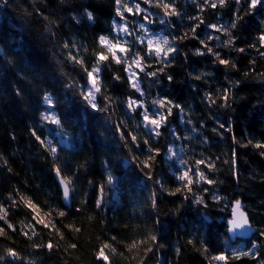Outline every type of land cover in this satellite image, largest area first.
<instances>
[{
    "label": "trees",
    "instance_id": "trees-1",
    "mask_svg": "<svg viewBox=\"0 0 264 264\" xmlns=\"http://www.w3.org/2000/svg\"><path fill=\"white\" fill-rule=\"evenodd\" d=\"M36 15L46 58L23 28ZM123 21L127 53L113 57L100 37ZM262 36L264 2L251 0H0V264H264ZM153 38L176 51L155 55ZM145 109L166 117L159 135ZM237 201L256 228L247 240L227 227Z\"/></svg>",
    "mask_w": 264,
    "mask_h": 264
},
{
    "label": "snow or ice",
    "instance_id": "snow-or-ice-1",
    "mask_svg": "<svg viewBox=\"0 0 264 264\" xmlns=\"http://www.w3.org/2000/svg\"><path fill=\"white\" fill-rule=\"evenodd\" d=\"M119 2H120V0H117V3H118V4H119ZM262 2H264V0H251V7L254 8V7H256L257 4L262 3ZM219 3L222 5V4L224 3V0H219ZM215 6H216L215 4H212V7H215ZM137 7H138V6H137ZM168 7H169V5H167V4L164 5V8H165L166 11H167ZM131 10H132L131 8L128 9V11H131ZM117 12L119 13V8L117 9ZM173 14H175L174 10H173ZM87 15H88V18H89V19H92V14H91V13H88ZM145 18H146V17H145ZM142 27H143V26H142ZM210 27H212V28H216L217 26H216V25H211ZM232 27H236L235 22H233ZM220 30L225 31V32L228 31V29H227L226 27H223V26L221 27ZM125 31H126V29H125ZM193 31H194V29H193ZM153 39H156L155 55L159 56L160 53L163 51V55L166 57V56H168L169 53H171V52H173V51H176V49L172 48L171 46H168V47H167V50L164 51L163 48L161 47V42H160V40H159L158 38H153ZM153 39H149V40L147 41V45H148V48H149V54H150V55L152 54ZM261 39H264V36H262ZM100 43H101V44H105V43H107L106 38L103 37V36H101V37H100ZM141 43H143V41H141ZM201 43H203V41H201ZM162 44H163V45H169V41H168V39H167V38H164L163 41H162ZM66 46H67V45H66ZM116 47H117V45H115V44H112V45L109 46V51L112 52L113 57H115V55H116V53H115V51H114V49H115ZM120 51H121V52H124V51H126V50H125L124 48H120ZM207 51H208V52H212V49H211V48H208ZM240 51H243V49H240ZM198 54H202V53H199V50H198ZM136 55L138 56L139 54L137 53ZM215 55H216L217 58L219 59V53H215ZM71 58H72L74 61L76 60L75 57H71ZM107 58H108V57L105 56V55H103V54H100V55H99V61L107 60ZM140 59H143V57H141ZM76 62H79V63H81V64L83 63L82 60H81V61H76ZM118 62H119V60H118ZM134 63L136 64L137 67H141V65H140V61H139V60H134ZM219 63H220V64H225V65H227V64L229 63V61L224 60V59H219ZM141 70H143V69H141ZM161 70H162V69H161ZM86 71H87V69H86ZM99 72H100V68H99V67H94L92 71H87V75H88V77H89V79H90V81H91L93 87L95 88V92H99V91H100L99 87L97 86V78H98L97 74H98ZM151 74H152V75H155V73H151ZM129 79H130V80L132 79V76H131V75L129 76ZM169 79H171V77H169ZM132 87H135V88H137V90H139V89H138V85L135 84V83L132 84ZM44 99H45V101H46L47 103L51 104L52 101H51V97H50V96L45 95V98H44ZM85 99L88 101V103L91 105V107H92L93 109L97 108V105H96V103L94 102V101H95V96H94V93H93L92 90H89V92L85 95ZM224 99H225V101H227V99H228V91H227V90H225ZM159 103H160L161 105H163V104H164V101H159ZM134 105H136V106H141V105L139 104V102L129 100V102H128V107H129L130 109H132ZM170 112H171V110L169 109V114H170ZM153 115H154V116H158L159 119H154V118H153V119H150V117H149V115H148V113H147V110L145 109L143 119H144V121H147V122H148L145 126L148 127L149 125H151V126H152L151 130H152L153 132H155L156 135H159V132L156 131V129H158V128L160 127L161 122H163V121L166 120V117H164V116H163L162 114H160L159 112H155V113H153ZM44 119H46V120H51L53 123H56V124H59V123H60V121H59L54 115H52V114L45 115V116H44ZM221 127H223V125H221ZM34 134H35V133H34ZM36 138H37L38 140L40 139L39 136H37ZM132 139L135 140L136 137L133 136ZM41 143L43 144V143H45V142H44V141H41ZM145 143H147V141H145ZM261 146H262V145H260V144H257V145H256V147H261ZM50 151H51L53 154H55V152H56L55 147H51V148H50ZM150 158H151V157H150ZM198 163H203V162L201 161V162H198ZM56 172H57V175L59 176V175H60V170H59V168L56 169ZM187 175H188V173L185 172L184 175H183L182 177H180V178L183 179V178L186 177ZM200 175H201V177H203V173H201ZM112 179H113L112 176L109 175V177H108V181H109L110 183L112 182ZM61 183L63 184V195H64V198H65V199H68V198H69V195H70V189H69V186H68V182H65L64 180H61ZM189 183H191L190 180H189ZM208 183H212V181H208ZM177 191H179V189H177ZM198 202H199V201H198ZM98 203H99V202H98ZM28 206H29V207H32V205H31L30 202L28 203ZM238 207H239V201L236 202V208H238ZM60 215H64V213L61 212ZM234 217H235V218H234L232 221H230V223L233 225L234 228H236V227H242V226L248 224L247 219L243 216L242 213H241L239 216H236V210H235V209H234ZM2 231H3V229H0V232H2ZM155 239H156V238L153 236V237H152V240H155ZM47 247H48L49 249H51V248L53 247V245H52L51 243H49V244L47 245ZM72 247H75V245H73ZM150 250H151V249H149V251H150ZM8 253H9V255H12V256H16V255H17L12 249H9V250H8ZM98 255H99L100 257H102L104 260H108V257H107L106 255H104V249H103V248L100 250V252H99ZM247 255H249V252H239V253H237V252H235V251L233 252V256L236 257V258H239L240 256H247ZM0 259H3V257H0ZM215 259H217V260H225L226 257H225L223 254H221V255L217 256Z\"/></svg>",
    "mask_w": 264,
    "mask_h": 264
},
{
    "label": "rangeland",
    "instance_id": "rangeland-1",
    "mask_svg": "<svg viewBox=\"0 0 264 264\" xmlns=\"http://www.w3.org/2000/svg\"><path fill=\"white\" fill-rule=\"evenodd\" d=\"M43 25H44V21L39 15H36L33 20H30V21L24 20V22H23V28H24L26 35L28 36L30 41L33 43V45L37 48V50L39 51L41 56L46 58L47 57V53H46V46H47L46 41L47 40H46V37H45L44 32H43V28H44ZM116 27H117V29H116L115 39H112L111 41L106 40L107 43H105V45L108 47V51H109L110 45H112V44L117 45V47L114 49V51L116 53L115 56L117 57L118 52H121L120 48H124L125 50H127L128 40L126 38L124 21L122 23L117 24ZM154 44L156 45L155 42H154ZM109 53H112V52L109 51ZM126 53H127V51H124V54H126ZM130 75L132 76L133 79L135 78V68H133V67L131 68ZM97 80H98V78H97ZM90 86L91 87L89 90H92L94 93V96H96L97 92H95V88L93 87L91 81H90ZM240 249H241L240 250L241 252H245V247L243 245H240Z\"/></svg>",
    "mask_w": 264,
    "mask_h": 264
},
{
    "label": "water",
    "instance_id": "water-1",
    "mask_svg": "<svg viewBox=\"0 0 264 264\" xmlns=\"http://www.w3.org/2000/svg\"><path fill=\"white\" fill-rule=\"evenodd\" d=\"M2 53V48L0 46V54ZM56 179H57V182L60 186V189L62 191V195H63V184L61 183V180H64L60 175L58 176L57 175V172H56ZM65 181V180H64ZM66 182V181H65ZM69 186V185H68ZM70 189V187H69ZM63 201L64 203L66 204L67 207H71V204H72V191L70 189V195H69V198L68 199H65L64 198V195H63ZM234 209L236 210V216H239L241 213L243 214V216L247 219L248 221V224L247 225H244L242 227H236L234 228L233 225L230 223V221H232L235 217H234ZM227 227H228V230L229 232L235 237V238H239V239H242V240H247V239H250L252 238V236L254 235L255 231H256V228L254 225H252L246 211L243 209L242 207V204L241 202H239V207L236 208V203L234 204V207L232 209V215L231 217L227 220Z\"/></svg>",
    "mask_w": 264,
    "mask_h": 264
}]
</instances>
